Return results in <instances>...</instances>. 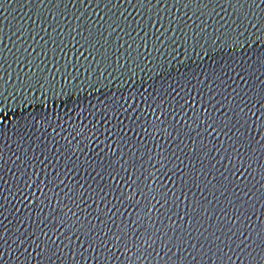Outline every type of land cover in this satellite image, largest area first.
<instances>
[{"label": "water", "instance_id": "95a60500", "mask_svg": "<svg viewBox=\"0 0 264 264\" xmlns=\"http://www.w3.org/2000/svg\"><path fill=\"white\" fill-rule=\"evenodd\" d=\"M132 2L0 6V264H49L54 218L95 243L79 264H264V140L235 114L264 98V7L161 0L172 45Z\"/></svg>", "mask_w": 264, "mask_h": 264}, {"label": "snow or ice", "instance_id": "6c2138e0", "mask_svg": "<svg viewBox=\"0 0 264 264\" xmlns=\"http://www.w3.org/2000/svg\"><path fill=\"white\" fill-rule=\"evenodd\" d=\"M11 2L12 0H0V6L10 4ZM40 2L43 3V0H40ZM58 2H63V0H58ZM80 2L83 3L84 0H80ZM127 2L133 7H135L132 0H127ZM175 2L178 4L180 0H175ZM197 2H202V0H188V4L197 3ZM237 2L239 3L240 0H237ZM245 2L248 4L250 9L264 7V0H245ZM108 3H111V0H108ZM136 3L139 4L141 7H144L146 5L151 6V7H156L157 11H156L155 17L149 16L145 27H147L148 25H152L153 27H155V25L159 23L160 29H163V30L161 31L160 29H157L156 31L158 35L154 33L156 41L163 43L164 39H169L171 40L172 45H176L177 41L174 38L166 36L167 32L169 31L175 32L176 29L171 27L172 21H169L170 27L168 28L164 27L162 23L163 16L160 14V8H159L161 0H156L155 6L152 5V0H136ZM166 3H167V0H165V4ZM188 4H185V7H187ZM121 16L123 17V13H121ZM123 18L125 20L127 19V17H123ZM109 26L111 27V25ZM117 27L119 26L117 25ZM253 27L255 26L253 25ZM53 30L55 31V29ZM115 30L116 29L113 28V31ZM239 35L243 36L244 33H239ZM145 36H147V32H145ZM184 39L186 43L187 38L185 37ZM235 43H239V41L237 40ZM93 47L95 46L93 45ZM61 51H63V49H61ZM81 55H83V53H81ZM85 59L87 58L85 57ZM260 62L262 65H264V58H262ZM65 68L67 69L68 65H65ZM72 68L75 69L76 71H79V68H77L75 65H72ZM85 70L87 71V69ZM240 79L241 81H243L244 77L240 76ZM37 83H39V81H37ZM42 86L43 85H41V87ZM257 104L259 105L258 108L256 107V105H253L252 108L248 109V111H245V108H240L239 113H235V114L240 116V118L243 120V124L241 125L242 127H245L246 130L249 132H251L254 127L256 129V135H259L261 139L264 140V98H262L260 101H257ZM245 107H247V105H245ZM209 119H211V117H209ZM238 123H239V120H238ZM216 125H217V122L213 120L211 123L207 124V127L204 129V131L208 135L211 136L213 132H216ZM252 139L254 140L255 136H253ZM232 174L236 175V173H232ZM187 184H188L187 179H182L181 181L182 187L186 186ZM164 195L167 196V193H165ZM176 199L178 200L179 197H176ZM165 203H167V200H165ZM69 211L71 210L69 209ZM73 215L75 214L73 213ZM54 221H55L53 224L54 232L61 228L65 229V231L61 233L63 239L60 241V243L57 244L55 241H52L51 238L49 237V240L45 242L44 248H41L39 243L36 244V248L40 249V252H38L37 255L48 254L47 258L49 260V264H53V260H52L53 257H55L56 259H60L61 254L65 255L66 257H70L73 264H79V261H77V251H76L77 245H79V248H80L79 255L85 260L87 259V256H85L86 252L96 250V245L95 243L90 241L88 232L82 231L81 228H77L75 221L73 222L72 225H68L66 218H60L58 220L54 218ZM88 231H91V229L89 228ZM44 235H47V233H44ZM241 235H243V233H241ZM82 236L84 237V239H82ZM217 239H219V237H217ZM249 239H251V237H245L244 240H241V245L238 247H240V249L243 250L244 247L248 246L246 241ZM64 240H67L66 244L64 243ZM261 240H262V243H264V234L261 235ZM85 243L88 244L87 248H85L84 246ZM176 247L178 249V252L183 251V248L181 245H176ZM192 247L195 248V244H193ZM65 248H67L68 250L67 253H64ZM209 251H211V249H209ZM222 251L223 249L217 248V253H220ZM169 253H171V248H169L168 252L165 253V258L168 260H171L173 255H177V253H172L171 255H169ZM156 254L158 256L160 255L159 253H156ZM93 258L95 259L96 257H93ZM195 259L196 258L193 257L194 261ZM229 259L231 258L229 257Z\"/></svg>", "mask_w": 264, "mask_h": 264}]
</instances>
